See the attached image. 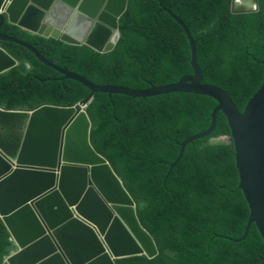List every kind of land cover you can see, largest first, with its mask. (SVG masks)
Wrapping results in <instances>:
<instances>
[{
	"label": "trees",
	"instance_id": "trees-1",
	"mask_svg": "<svg viewBox=\"0 0 264 264\" xmlns=\"http://www.w3.org/2000/svg\"><path fill=\"white\" fill-rule=\"evenodd\" d=\"M231 3L128 0L119 41L106 54L33 35L8 19L1 33L96 86L147 90L193 75L189 42L170 11L195 41L202 83L226 92L242 113L264 79V0L258 12L245 15L231 14ZM0 47L17 62L0 75V108H71L91 96L28 49L12 42ZM216 107L210 98L182 93L146 99L93 95L87 106L91 145L135 202L140 224L159 253L154 260L135 257L117 264H264V241L255 225L242 242L224 239L242 237L250 210L239 190L234 144L222 113L213 133L188 145L170 171L181 145L210 127ZM15 250L0 220V264H7Z\"/></svg>",
	"mask_w": 264,
	"mask_h": 264
},
{
	"label": "water",
	"instance_id": "water-1",
	"mask_svg": "<svg viewBox=\"0 0 264 264\" xmlns=\"http://www.w3.org/2000/svg\"><path fill=\"white\" fill-rule=\"evenodd\" d=\"M128 0H0V43L28 49L42 64L91 91L71 108L43 106L32 112L0 108V220L18 252L7 264H117L121 260L159 256L152 237L142 228L136 204L108 161L90 142L87 106L94 94L146 99L172 93L207 97L217 103L210 127L187 139L171 165L181 161L188 145L209 137L222 113L231 131L239 174V190L250 210L242 242L256 226L264 241V79L241 113L223 90L202 83L196 44L190 45L193 75L176 84L131 90L96 86L84 77L49 63L30 45L4 36L6 19L33 35L97 53L114 50L120 38L119 20ZM259 10V0H232L231 14ZM16 60L0 47V75L16 68Z\"/></svg>",
	"mask_w": 264,
	"mask_h": 264
},
{
	"label": "rangeland",
	"instance_id": "rangeland-1",
	"mask_svg": "<svg viewBox=\"0 0 264 264\" xmlns=\"http://www.w3.org/2000/svg\"><path fill=\"white\" fill-rule=\"evenodd\" d=\"M220 141H223V139H220V140H214V141H212L213 143H217V142H220Z\"/></svg>",
	"mask_w": 264,
	"mask_h": 264
},
{
	"label": "crops",
	"instance_id": "crops-1",
	"mask_svg": "<svg viewBox=\"0 0 264 264\" xmlns=\"http://www.w3.org/2000/svg\"><path fill=\"white\" fill-rule=\"evenodd\" d=\"M15 248H16V246H15ZM17 252H18V250L16 249V250H15V254H16Z\"/></svg>",
	"mask_w": 264,
	"mask_h": 264
}]
</instances>
